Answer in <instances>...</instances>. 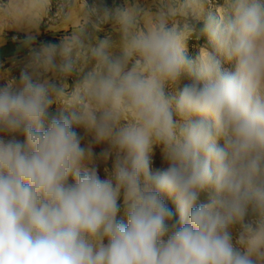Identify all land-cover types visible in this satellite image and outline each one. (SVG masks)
I'll return each instance as SVG.
<instances>
[{
  "label": "clouds",
  "instance_id": "obj_1",
  "mask_svg": "<svg viewBox=\"0 0 264 264\" xmlns=\"http://www.w3.org/2000/svg\"><path fill=\"white\" fill-rule=\"evenodd\" d=\"M54 2L55 21L78 25L32 48ZM153 3L38 0L40 18L14 25L31 58L0 86V264H264V0ZM199 22L211 49L194 61ZM107 24L118 40L98 38ZM76 128L108 145L106 178ZM154 147L167 162L155 174Z\"/></svg>",
  "mask_w": 264,
  "mask_h": 264
},
{
  "label": "rangeland",
  "instance_id": "obj_2",
  "mask_svg": "<svg viewBox=\"0 0 264 264\" xmlns=\"http://www.w3.org/2000/svg\"><path fill=\"white\" fill-rule=\"evenodd\" d=\"M222 2L223 0H218V3H222ZM115 6H123V0H115V2L113 3V7ZM198 24L203 26V22L197 23L196 33L187 42V56L189 59H192L194 61L197 60V58L199 57L200 49L202 47L208 46L209 49H211V46L208 44L206 35L202 34L201 32L202 27ZM39 39L41 40V43H38L37 46H34L32 48L38 49L43 44L56 43L52 41L51 38L45 36L44 34L41 35ZM30 58H31L30 49H28L25 52L11 55L3 59L2 61H0V86L5 85L7 81L10 79L15 78L18 80L22 69L29 63ZM218 59H220L221 65L224 69H228L232 71L235 70L234 62L228 63L225 61L224 57L219 56V55H218ZM89 67L91 66L89 65ZM87 70H88L87 68L84 69V72H86ZM84 72L77 71L71 74L70 76H68L67 78H64L63 82L68 84L69 90H72L75 87V85L82 80ZM49 79L55 83H60L62 78H60L58 75L53 76L52 74H49ZM191 83H192V80L189 77L187 76L182 77L180 81L178 82V84L168 89V91L173 94H178V92L182 90L185 85H188ZM49 111L53 116L70 115V113L66 111L61 104H57V103H54L50 107ZM75 130L83 137L82 146H87L89 143H92L93 152L95 154L94 160H95V163L98 169V174L100 175L102 179L106 178L107 174L105 172V169L107 168L109 171L111 170L112 159H109L108 161H104L101 158L100 154L108 147V145L106 143H101V144L93 143L92 142L93 137L90 134H87L85 130L82 128H76ZM0 136H3V138L6 140L12 138L11 134H8V133H0ZM16 138L21 141L24 139L23 136L19 134L16 135ZM166 167H167V162L163 158L161 149L159 147H154L153 152L151 154L152 173L155 174L159 171H162ZM165 199H166V202L169 208L172 209L173 212H175L176 209L173 207V205L175 204L174 200L167 198V197ZM207 199H208V193L207 192L201 193L200 201L207 202ZM120 204H121V211L119 213V218L123 219L126 222V216L124 214L123 206H122L123 204L122 199L120 201Z\"/></svg>",
  "mask_w": 264,
  "mask_h": 264
},
{
  "label": "crops",
  "instance_id": "obj_3",
  "mask_svg": "<svg viewBox=\"0 0 264 264\" xmlns=\"http://www.w3.org/2000/svg\"><path fill=\"white\" fill-rule=\"evenodd\" d=\"M115 0H87L89 7L96 5H106L113 7ZM5 3L9 4L7 12L2 7L0 0V61L3 59L21 52H25L28 48L22 46V41L26 38L29 32L17 26L22 20L24 15H30L34 19H39L41 16V10L38 6V0H6ZM22 5V7H18ZM125 0H123V6ZM128 6H139L142 8H151L152 11L156 10L153 0H128ZM44 18L38 25V29L32 30L31 34L36 37L32 44V47L41 43L39 39L41 35H45L51 38L52 41L57 44L63 38V35H67L74 31L78 25V20L73 18L70 21H52L45 23ZM6 33H18L21 35L20 41H10ZM99 39L110 38L113 41L118 40L119 34L112 28L111 24L102 26V30L97 33Z\"/></svg>",
  "mask_w": 264,
  "mask_h": 264
},
{
  "label": "built area",
  "instance_id": "obj_4",
  "mask_svg": "<svg viewBox=\"0 0 264 264\" xmlns=\"http://www.w3.org/2000/svg\"><path fill=\"white\" fill-rule=\"evenodd\" d=\"M5 2H6V0H1V4H4ZM56 12H57V5L54 2L52 7H51V10L49 11V16L46 17V19H45V23H49V22L54 21V17H55ZM50 18H52V19H50ZM6 36L10 41L16 42V41L21 40V35L18 33H6Z\"/></svg>",
  "mask_w": 264,
  "mask_h": 264
},
{
  "label": "trees",
  "instance_id": "obj_5",
  "mask_svg": "<svg viewBox=\"0 0 264 264\" xmlns=\"http://www.w3.org/2000/svg\"><path fill=\"white\" fill-rule=\"evenodd\" d=\"M198 25H200V24H198ZM200 26L203 28V26H202V25H200ZM173 207L176 209V205H175V204L173 205ZM177 218H178V217H177Z\"/></svg>",
  "mask_w": 264,
  "mask_h": 264
}]
</instances>
